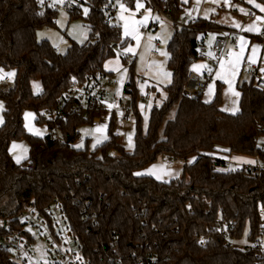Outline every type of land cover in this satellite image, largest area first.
Wrapping results in <instances>:
<instances>
[{
  "label": "trees",
  "instance_id": "1",
  "mask_svg": "<svg viewBox=\"0 0 264 264\" xmlns=\"http://www.w3.org/2000/svg\"><path fill=\"white\" fill-rule=\"evenodd\" d=\"M40 1L0 0V72L15 73L9 84H0V216L13 220L31 201L39 210L61 202L82 255L94 264L117 259L124 264H264V254L254 247L264 230L258 215L264 207V170L259 175L228 170L220 156L264 162V149L255 139L258 125L264 124V91L254 89L250 81H237L235 114L219 108L220 83L207 103L184 94L187 74L196 62L194 43L205 35L201 30L223 26L203 19L188 22L187 28L175 26L166 46L171 81L161 105L149 110L145 130L135 87L132 82L124 86L135 120L133 150L125 152L109 133L100 147L89 151L86 139L83 149L73 143L79 139L76 128L92 123V114L77 117L67 111L56 121L62 136L56 141L47 134H28L24 111L32 110L35 123L51 129L53 122L42 111L56 105L71 81L103 71V63L129 41L115 21L104 23L110 0H86L87 42L59 53L48 41L37 40V31L55 27L57 14L50 0H44L40 11ZM122 1L132 7L130 0ZM255 1L264 6V0ZM146 3L173 21L182 12L179 0ZM67 10L70 18L79 16L78 6ZM36 81L38 93L33 91ZM22 139L28 143L27 159L16 164L8 148ZM110 149H116L117 156H109ZM162 155L193 161L182 166L180 177L167 182L137 175ZM11 227L20 229L15 221ZM245 230L250 246L228 243ZM147 256L154 262L148 263ZM0 264L15 263L0 249Z\"/></svg>",
  "mask_w": 264,
  "mask_h": 264
},
{
  "label": "rangeland",
  "instance_id": "2",
  "mask_svg": "<svg viewBox=\"0 0 264 264\" xmlns=\"http://www.w3.org/2000/svg\"><path fill=\"white\" fill-rule=\"evenodd\" d=\"M44 1V0H41ZM69 1V0H68ZM50 0L49 4L53 9L57 10L56 14V24L52 28H43L37 31L36 37L38 41H48L57 52L64 53L71 44H84L88 40V28L85 21V9L87 6L85 4L86 0ZM111 1V0H110ZM136 4H137V0ZM143 7L137 8L135 4V12L130 5H127L122 0H116L113 2L116 12L114 15V21L119 25L121 30L122 38L128 39V45L122 49L118 50L115 57L108 59L103 63V70L113 75L114 84L109 93H107L105 98V109L108 110L98 114L97 122L86 123L80 125L76 128L81 141L73 143V146L81 145L76 148L85 147V139L87 140V149L93 151L95 148L101 146L108 138L110 133L116 136L115 142L120 145L125 152H131L133 150V139L135 135L134 118L130 122H122L121 106L123 101H118L117 99L123 94V87L132 82L136 90V104L138 111L142 118L141 127L145 130L147 123V110L153 106H159L165 99L164 88L170 84L171 76H167L166 73H170L167 68V58L168 53L166 50L167 43L171 38L175 28V25L159 12H154L150 7L144 6V0H139ZM182 12L177 18L178 23H183L186 20L192 18H203L206 20L213 19L222 26H227L229 28L235 29L244 33L242 36L235 39V45L237 46V51L232 49L234 43H227L226 54L228 55V60L224 62V69L220 68L218 64L213 71V79L207 85V90L203 97L202 102L212 100L217 89V83H220V110L225 113L233 114L234 109H238L239 96L234 95V92H238L236 89V83L248 82L249 78L245 77L241 73V67L243 62H249L251 64H258L260 68L259 77H264V45L257 38L261 31L264 29V11L261 8H257L254 0H244V1H233V0H179ZM235 3V4H234ZM67 4V5H65ZM129 4L132 5L130 2ZM123 5V7H121ZM224 5L227 10H233L235 12L228 13L226 11H220V6ZM70 6H78L80 9L79 16L70 18L68 14V9ZM234 6V7H233ZM240 9H243L242 12ZM252 10L254 12V18L246 19L244 17L247 10ZM261 11V12H260ZM147 16L148 19L143 23L136 25L139 29V42L137 39H133L132 36H125V24L131 26L135 21H143L144 17ZM257 17H260L258 20ZM185 20V21H184ZM152 21V25L155 28H149V23ZM239 24L240 27L234 26ZM255 25V30L252 32L245 31L244 29L249 25ZM144 27L145 32L142 33L140 28ZM154 37L149 39V37ZM203 37L200 35L199 38ZM205 41L209 43L212 35L209 33L204 35ZM243 38V40L241 39ZM246 41V43H245ZM159 44L157 48L159 54L157 56L152 54L155 49V43ZM131 46L135 49V55L131 52H126V49ZM254 46H259L253 51ZM163 53H167L164 55ZM251 58V60L249 59ZM124 59V61L122 60ZM254 60L255 62H251ZM194 65H201L199 62H195ZM233 65L235 67L233 68ZM194 70V67H193ZM195 71V70H194ZM198 73L197 71H195ZM200 72V71H199ZM220 72L224 79L217 76ZM233 72L235 75H233ZM7 73L0 72V84H9L11 79L7 82L3 81L4 77L11 78L6 75ZM230 80L232 85V91H229V84L225 80ZM155 86V90L149 86ZM34 93L39 92L38 81L33 82ZM212 85V92L209 93V86ZM149 86V87H148ZM153 93L155 95V100H147L142 102V95L145 93ZM156 92L159 93L156 95ZM239 93V92H238ZM126 98H130V94H126ZM161 102V103H160ZM111 106V107H110ZM143 106V107H142ZM227 108V111L222 109ZM2 110L3 104L0 101V124L2 122ZM235 111V113H237ZM31 113V116H26V114ZM234 113V114H235ZM23 125L28 134L43 137L47 134V126L45 123H35V113L32 110L24 111L23 115ZM129 136H131V141H129ZM99 141V143L97 142ZM258 142H264V137L259 135ZM14 145L16 147H14ZM9 154L16 164H20L26 161L28 154V143L26 140L22 139L19 141H13L10 143L8 148ZM118 151L116 149H110L108 155L111 157L117 156ZM227 163V169L233 170L238 166L242 165L243 160H252L247 157L239 155H231L229 157L225 155H220ZM242 158L237 160L234 158ZM19 158V162H17ZM193 158H188L187 160L176 159L168 161V157L165 155L159 156L156 161L148 164L144 168L138 171L141 175L152 176L154 179L167 182L171 179L180 177L182 166L187 163H191ZM248 164V163H244ZM151 173V174H149ZM159 177V178H158ZM260 241L264 245V235L261 236ZM228 243L234 247L242 248V246L247 245V230L244 231L242 237L238 240H228ZM48 245L47 243L36 238L31 245V253L29 255V261L31 263H41L46 264L50 259L48 257ZM264 248V247H263Z\"/></svg>",
  "mask_w": 264,
  "mask_h": 264
},
{
  "label": "built area",
  "instance_id": "3",
  "mask_svg": "<svg viewBox=\"0 0 264 264\" xmlns=\"http://www.w3.org/2000/svg\"><path fill=\"white\" fill-rule=\"evenodd\" d=\"M44 3L45 1L39 2L40 11L43 10ZM153 9L154 11H159L156 7ZM220 11H226L228 13L235 12L233 10H227L224 5L220 6ZM161 14L169 18L166 14ZM114 15L115 10L112 7H108L104 12V23H112L114 21ZM244 17L252 20L254 18V12L249 9L246 11ZM169 20L178 28H187V25L180 24L170 18ZM149 28H154V26L149 24ZM140 31L144 33L145 28L141 27ZM201 32L204 34L212 33L213 37L209 43L205 42L204 39L194 43L196 62L206 65V67L202 68L198 73L191 67L187 74L184 94L193 101H200L205 94L207 85L213 79L214 68L221 62H226L228 60L229 57L225 50L227 43H234L232 49L237 51L238 48L235 45V39L244 34L232 28L213 27H205ZM256 37L259 38L264 45V29ZM154 47L155 49L152 51V54L157 56L159 54L157 50L159 44L156 42ZM241 73L249 78L251 86L254 89L264 91V77H259V63L254 65L249 62H243ZM4 81L7 82L8 78H5ZM112 84H114L112 75L98 69L95 70L92 75H88L83 81H71L67 89L57 100L56 105L51 109L42 111V115L53 122V127L47 129V135L53 140H62L56 121L64 119L67 111H70L77 117L92 114V122H97L98 114L105 111L107 90ZM149 99L150 95L145 94L142 97V102ZM118 101H123L121 106V121L130 122L133 118L130 98L127 99L123 91ZM259 135L264 137L263 123L258 125L255 139L256 145L264 149V143L258 142ZM252 160L256 161V163L250 165L242 164L238 166L236 170L251 171L252 174L259 175L264 170V167L261 166L264 165V162H261L256 157L252 158ZM168 161L170 162L171 159L168 158ZM24 168L30 169V166L25 165ZM258 215L264 222V207L258 210ZM85 219L86 218L83 217V220ZM13 221L20 225L19 231L11 227ZM0 229H2V233H0V249L6 251L10 260L15 264H37L29 261L31 245L37 237L44 240L49 247L48 257L50 260L46 264H94L82 255L79 237L72 232L66 211L62 203L57 200L50 203L43 208V210H39L35 203L31 201L23 210L13 217V220L0 216ZM246 246H250V244L242 247ZM252 246L251 244V247ZM254 247H257L264 254V245L260 239ZM77 257H79V259H77ZM146 258L148 259V263L154 262L153 257L147 256ZM143 263L142 260L138 262V264ZM109 264L124 263L121 259H117L110 260Z\"/></svg>",
  "mask_w": 264,
  "mask_h": 264
},
{
  "label": "snow or ice",
  "instance_id": "4",
  "mask_svg": "<svg viewBox=\"0 0 264 264\" xmlns=\"http://www.w3.org/2000/svg\"><path fill=\"white\" fill-rule=\"evenodd\" d=\"M185 2H187V0H185ZM249 2H251V0H249ZM255 6H256L257 8H261V6H260L259 4L255 5ZM121 7H123V5H121ZM136 7H137V8L143 7V5L139 2V0H137ZM240 10H241L242 12L244 11L243 9H240ZM261 11H264V8H261ZM85 13H87V9H85ZM147 19H148V17L145 16L143 21H135V22L133 23V25L131 26V28L129 27V25L125 24V26H124V27H125V33H124L125 36H132L133 39H137V41L139 42V29H138V27H137L136 25L143 24ZM257 19L259 20L260 17H257ZM234 26H236V27H240V25H239L238 23L235 24ZM244 30H245V31L252 32V31L255 30V25H254V24L249 25V26H247ZM153 38H154V37H151V36L149 37L150 40L153 39ZM241 39L243 40V38H241ZM245 43H246V41H245ZM258 47H259V46H254V47H253V51L255 52L256 48H258ZM126 52H131L133 55H135V49L132 48L131 46H129V47L126 49ZM163 54H164V55H167V53H163ZM249 59L251 60V58H249ZM251 62L254 63L255 61L252 60ZM193 67H194V70H195V71L199 72L200 69L205 68L206 65H203V64H201V65H194ZM224 67H225L224 62H221V64H220V68L223 70ZM234 67H235V65H233V68H234ZM6 75H8V76L11 77V76H14L15 73H7ZM166 75H167V76H171V73H166ZM233 75H235L234 72H233ZM217 76H218L219 78H221V79H224V77L221 75L220 72L217 73ZM2 78H3V77H0V79H2ZM225 82L229 84V91H232L231 81L226 79ZM211 92H212V85L209 86V93H211ZM233 94L236 95V96H239V95H240L238 92H234ZM207 102H210V100L206 101V103H207ZM110 107H111V106H110ZM142 107H143V106H142ZM222 110L227 111L228 109L225 108V109H222ZM237 110H238V109H234V110H233V114H234L235 111H237ZM31 115H32L31 113L26 114V116H31ZM129 141H131V136H129ZM97 142L99 143V141H97ZM262 143H264V142H262ZM80 146H81V145H77L76 147H80ZM14 147H16V146L14 145ZM225 151H227V150H225ZM234 159L241 160L242 158L237 157V158H234ZM17 162H19V158H17ZM243 162H244V163H248V164H254V163H256V161H254V160H243ZM261 166L264 167V165H261ZM140 174H141V173H137V175H140ZM149 174H151V173H149ZM158 178H159V177H158ZM201 243L203 244L204 241L202 240ZM77 259H79V257H77Z\"/></svg>",
  "mask_w": 264,
  "mask_h": 264
},
{
  "label": "crops",
  "instance_id": "5",
  "mask_svg": "<svg viewBox=\"0 0 264 264\" xmlns=\"http://www.w3.org/2000/svg\"><path fill=\"white\" fill-rule=\"evenodd\" d=\"M66 1H68V0H66ZM70 1V0H69ZM68 1V2H69ZM114 1H116V0H111L110 1V7H112L114 10H115V12H116V8L114 7V5H113V2ZM131 1V3H132V8H133V10H134V12L136 11L135 10V4H136V1L135 0H130ZM234 2L235 1H237V0H233ZM240 1H244V0H240ZM255 1V0H254ZM256 2V1H255ZM257 3V2H256ZM51 4V3H50ZM235 4V3H234ZM260 5V4H259ZM144 6H146V7H148V5H147V3H146V0H144ZM261 7H263L264 8V6H262V5H260ZM150 7V6H149ZM234 7V6H233ZM150 9L153 11V13L154 12H157V11H154V9H152L151 7H150ZM233 10H235V9H233ZM261 12V11H260ZM197 19H203V18H192V19H190V20H184L185 22H183V23H180V24H183V25H187L188 24V22H193V21H195V20H197ZM203 20H206V19H203ZM209 21H212L213 23H216V24H218V25H220V26H222V24H220V23H218L217 21H214L213 19H209ZM149 24H152V21H150V23ZM223 28H229V27H227V26H223ZM207 34H209V33H207ZM207 34H205V35H207ZM211 35H212V37H213V34L212 33H210ZM202 39H204V41H205V38H202ZM206 42V41H205ZM235 51V50H234ZM192 68H193V66H192ZM201 70V69H200ZM104 71V70H103ZM105 73H108V74H110V75H112V73H109V72H106V71H104ZM112 77H113V75H112ZM6 78H8V77H6ZM4 79H5V77H4ZM3 79V80H4ZM9 80L11 79V78H8ZM112 86H113V84L108 88V90H107V93H109L110 92V90H111V88H112ZM149 86H151V87H154L155 88V86H152V84H150ZM148 86V87H149ZM123 89H124V87H123ZM145 94H149L150 95V99L149 100H155V95L153 94V93H145ZM144 94V95H145ZM157 94H159V93H157L156 92V95ZM107 95V94H106ZM144 95H142V97L144 96ZM166 96V95H165ZM118 100V99H117ZM161 103V102H160ZM220 108V107H219ZM151 109V107L147 110V119H148V114H149V110ZM105 111H107L108 112V110L107 109H105ZM228 114H230V113H228ZM24 115V114H23ZM99 120V119H98ZM78 141H81V138L79 137V140ZM16 163V162H15ZM244 164V163H243ZM141 173V172H140ZM141 175V174H140ZM152 177V176H151Z\"/></svg>",
  "mask_w": 264,
  "mask_h": 264
}]
</instances>
